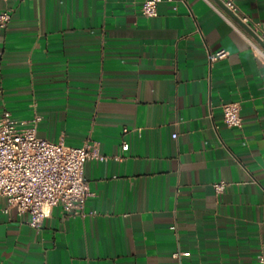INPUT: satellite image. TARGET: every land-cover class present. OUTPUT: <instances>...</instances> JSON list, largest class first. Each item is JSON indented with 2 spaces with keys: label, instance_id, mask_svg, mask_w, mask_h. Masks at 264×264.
<instances>
[{
  "label": "crops",
  "instance_id": "1",
  "mask_svg": "<svg viewBox=\"0 0 264 264\" xmlns=\"http://www.w3.org/2000/svg\"><path fill=\"white\" fill-rule=\"evenodd\" d=\"M144 1L0 0V116L96 148L79 213L58 205L35 229L0 198V264L264 257V43L217 0H162L155 17ZM235 1L264 24V0ZM230 102L241 128L224 123Z\"/></svg>",
  "mask_w": 264,
  "mask_h": 264
},
{
  "label": "built area",
  "instance_id": "2",
  "mask_svg": "<svg viewBox=\"0 0 264 264\" xmlns=\"http://www.w3.org/2000/svg\"><path fill=\"white\" fill-rule=\"evenodd\" d=\"M206 1L214 5L212 0ZM217 1L241 22L251 25L254 33L264 43L263 23L252 21L244 15L235 0ZM161 2L162 0L144 1L141 14L144 17H155ZM10 18L9 10L0 12V27L5 28ZM225 56L226 53L220 51L212 60ZM221 113L227 127H242L243 119L238 102L222 104ZM40 120L41 117H35L33 123ZM176 136L173 134V138ZM128 149V143L123 141L122 151ZM95 151V144L92 142L82 146H69L62 141L53 142L40 138L35 125L20 127L11 114L4 111L0 116V198H5L7 202L3 212L9 213L14 208L19 214H27L29 225L35 229L41 227L44 219L58 205H62L66 211L79 213L91 195L89 181L85 176V164L95 156ZM214 188L221 193L225 183H215ZM182 255L188 256L189 252ZM260 264H264L263 256Z\"/></svg>",
  "mask_w": 264,
  "mask_h": 264
},
{
  "label": "water",
  "instance_id": "3",
  "mask_svg": "<svg viewBox=\"0 0 264 264\" xmlns=\"http://www.w3.org/2000/svg\"><path fill=\"white\" fill-rule=\"evenodd\" d=\"M219 3V2H218ZM220 4V6L222 7V8H224L225 9V7L223 6V4H221V3H219ZM226 11H227V13L241 26V27H243L250 35H252L253 37H254V39H256L257 41H259V42H261V40L259 39V37L255 34V33H253V31L247 26V25H244L241 21H240V19L237 17V16H235L234 14H232L229 10H227V9H225Z\"/></svg>",
  "mask_w": 264,
  "mask_h": 264
}]
</instances>
